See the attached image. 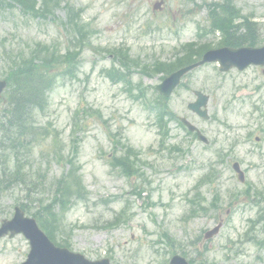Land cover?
Instances as JSON below:
<instances>
[{
	"label": "rangeland",
	"instance_id": "374dc122",
	"mask_svg": "<svg viewBox=\"0 0 264 264\" xmlns=\"http://www.w3.org/2000/svg\"><path fill=\"white\" fill-rule=\"evenodd\" d=\"M68 1L74 7H84L82 18L93 31L90 44L83 50L78 76L56 82L48 95V107L38 121L59 131L64 153L72 147L70 138H79V173L88 193L73 200L61 214L57 239H68L70 249L89 260L107 257L110 264H167L173 253L196 263L204 260L209 264H264V241L258 244L243 237L248 221L264 214V118L255 109L259 107L264 113V84L262 89H254L263 82L258 68L235 74L220 72L218 63L210 62L185 76L169 105L177 116H186L198 126L209 142L191 144L185 130L173 121L168 125L170 133L164 147L160 146L155 114L146 106L154 98L153 87L161 76L143 75L137 67L132 70L129 84L135 94L138 87H145L142 100L130 96L125 89L127 83L112 82L103 73L112 66L121 68L112 54L105 51L118 46L126 47L140 61L171 58L181 44L197 41L198 24L208 25L206 9L198 4L220 0H164L161 11L152 9L155 0ZM234 2L240 11L259 22L262 44L264 0ZM55 14L64 18L66 9L60 6ZM65 39V30L58 29L52 19L35 20L23 17L15 8L0 6V78L6 69L4 48L27 47L40 41L63 50ZM218 39L217 34L202 38L207 43ZM193 90L209 95L208 120L188 110L187 103L195 99ZM79 107L99 109L105 123L95 115L88 117L72 135L73 117ZM83 115L80 112L77 120ZM116 127H123L127 146L141 152L134 175L127 176L119 165L108 162L114 143L108 139L106 128L113 131ZM172 145L181 146L182 152L173 151ZM114 150L117 155L125 153L124 147ZM218 154L223 161L218 160ZM235 161L244 171L243 182L231 167ZM30 164L42 169L47 164L49 178L68 168L56 160L40 157L37 149ZM209 174L212 182L200 184L199 180ZM46 188L45 192L34 190L30 197L41 198L45 205L54 194ZM19 199L17 192L2 193L0 221L11 217ZM212 201L216 207L211 206ZM30 204L32 213L38 202ZM203 204L205 211L189 216L193 206ZM119 215L125 221L112 223ZM109 220L117 224L106 225ZM220 220L223 224L219 233L205 240V232ZM256 227L258 237L262 238L264 219L260 218ZM28 250L25 237H2L0 264H19Z\"/></svg>",
	"mask_w": 264,
	"mask_h": 264
},
{
	"label": "trees",
	"instance_id": "16d2710c",
	"mask_svg": "<svg viewBox=\"0 0 264 264\" xmlns=\"http://www.w3.org/2000/svg\"><path fill=\"white\" fill-rule=\"evenodd\" d=\"M6 0H1L5 3ZM16 3L22 12L31 16L45 17L53 13L55 7L58 6L59 0H10ZM8 5H11L8 3ZM215 11L211 13V24L213 28L222 31L224 39L223 44H232L239 42L251 43L257 37L254 33V28L250 25L248 18L243 16L244 25L246 28V35L235 36L229 33V26L231 24V17L241 16L240 12L232 4V0H225V3H212ZM81 10H75L72 7L68 10V20L64 23L69 30L71 43L73 49H66L64 52H59L53 46H47L41 43L35 44L29 49H19L15 53H10L8 60V70L5 78L8 80V90L4 96L7 101V106L4 109V122L0 121L1 138H0V155L3 162L9 164L10 161L18 162L17 154L28 150L30 152V144L25 142L35 141L40 143L49 135L50 131L45 125H38L36 123V116L41 114L47 106V93L52 89V85L58 77H74L79 67V56L81 47L85 44L84 39L88 36L89 31L85 29L84 24L79 21V14ZM62 23V24H63ZM186 50H189L182 57H176L173 62L156 61L153 71L168 73L176 69V67L193 62L199 57L200 53L204 51L205 47L202 45L187 44ZM196 56V57H195ZM119 57V56H118ZM127 54L120 57V60H126ZM195 57V58H194ZM146 72V71H144ZM148 73V71H147ZM157 110L158 122L166 128V116L170 117L171 113L166 111L167 106L161 104L160 96L155 98L152 104ZM54 131H56L54 129ZM55 133V132H54ZM56 136V133L54 134ZM76 147L71 149L72 155L64 157L60 149H57L54 156L58 157L59 161L70 164L69 170L62 174L56 180L49 182V188L53 190V197L51 201L42 205L36 212V219L42 228L58 227V214L54 213V207L59 206L61 211L68 208L69 199L71 197L79 198L86 194V189L83 186L78 168L74 164V157L76 156ZM132 152L127 148V153ZM115 162L121 165L124 173L132 175L134 173V164L129 156L123 158L114 157ZM7 167V166H6ZM6 172L5 169H3ZM31 167L23 165L15 167L11 170V175L18 179V184L25 188L26 191L44 190L47 186V179L45 174L38 171L36 174H28Z\"/></svg>",
	"mask_w": 264,
	"mask_h": 264
},
{
	"label": "water",
	"instance_id": "95a60500",
	"mask_svg": "<svg viewBox=\"0 0 264 264\" xmlns=\"http://www.w3.org/2000/svg\"><path fill=\"white\" fill-rule=\"evenodd\" d=\"M159 7V4L155 5ZM201 61L219 60L222 68L226 69L231 65H236L242 68L248 62L262 63L264 61V47L262 49H252L244 47L242 49L229 50L222 48L221 50H210L206 52ZM229 59V60H228ZM199 63L189 65L186 68L176 70L175 73L167 77L163 84L158 86L162 94L169 95L171 89L175 87L181 75L186 73L188 69L196 67ZM5 85L0 81V91ZM207 97L199 94V99L196 102L189 103L190 108L199 112L201 105H204ZM203 114V113H202ZM237 168V165H234ZM11 221H5L0 229V232L12 231V233L25 231L26 235L31 239V251L23 264H109L107 258L98 261H89L83 256L69 252L66 248L53 247L49 240L39 231L38 226L33 219H26L23 214L17 209ZM217 232L214 229L208 232L209 235ZM169 264H188L185 259L175 255Z\"/></svg>",
	"mask_w": 264,
	"mask_h": 264
}]
</instances>
